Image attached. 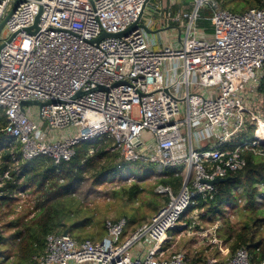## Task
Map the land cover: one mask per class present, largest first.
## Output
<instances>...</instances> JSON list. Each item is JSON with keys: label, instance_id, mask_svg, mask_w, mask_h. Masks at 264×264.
I'll list each match as a JSON object with an SVG mask.
<instances>
[{"label": "built area", "instance_id": "2783aa9c", "mask_svg": "<svg viewBox=\"0 0 264 264\" xmlns=\"http://www.w3.org/2000/svg\"><path fill=\"white\" fill-rule=\"evenodd\" d=\"M147 1L22 0L0 31V166L10 149L19 150L23 162L46 156L60 165L80 143L107 137L125 161L149 162L159 177L172 168L185 175L178 192L157 185L156 192L169 200L125 240V218L107 220L100 240L52 233L36 264H189L183 251H164L173 237L169 231L196 234V216L188 210L199 198L208 203L216 195L215 185L204 181L244 167L247 150L264 155L258 91L264 9L237 13L217 0H191L192 10L173 18L179 27L175 46L155 49L143 28L95 42L104 32L127 30L144 15ZM15 2L0 0V25ZM206 8L212 12L209 35L197 31ZM255 98L261 107L253 111ZM29 100L57 102L36 111L22 106ZM248 120L257 124L254 138L229 149L247 131ZM145 131L152 134L148 142ZM12 169L0 168V210L17 215L29 206L32 216L29 187L3 190ZM204 264H264V257L254 262L241 247Z\"/></svg>", "mask_w": 264, "mask_h": 264}, {"label": "trees", "instance_id": "16d2710c", "mask_svg": "<svg viewBox=\"0 0 264 264\" xmlns=\"http://www.w3.org/2000/svg\"><path fill=\"white\" fill-rule=\"evenodd\" d=\"M217 1L224 9L237 13L250 8L264 9V0ZM211 15V10L206 8L202 11L201 19L198 21L200 27H205L210 32L212 31L209 20ZM262 71L258 91L264 101V67ZM262 117L264 120V106ZM3 121L4 119L1 118L0 122L3 123ZM256 128V123L249 124L247 131L227 147L233 149L240 142L248 140L250 134L255 135ZM111 146H113V140L107 137L80 143L75 148L74 157L69 162H63L60 165H56L51 158L46 156L23 162L19 150L16 153L11 149L4 151L3 163L0 168L2 170L12 165L13 178L4 185L3 190H9V193H12L22 186H27L35 195V212L32 218L26 221L24 216L11 221L5 227L6 230L14 229L10 238H6L0 233V246H8L12 250L11 252L15 253L16 258L13 264H36V257H39L45 249L46 237L52 233L63 234L68 231L73 238L79 241L105 237L107 231L104 226L96 234L85 232V228L89 225L99 224L100 220L96 219L95 214L90 213L89 205H83L78 199L79 188L89 173L95 177L96 183L100 184L104 180H113L117 175L130 172L132 163L138 165L137 170L142 168L141 161L123 160L120 151L111 150ZM91 148H95L93 154L89 152ZM260 148L264 150V144H261ZM244 157L246 159L244 167L230 172L229 180L215 185V199L203 203L199 198L198 202L191 206V210L197 209L202 212L208 208L207 212H210L211 215L208 217L205 212L203 216L213 219V216L225 214V206L229 202L239 206L242 215L240 224L232 225L229 220H226L223 228L218 225V228L212 232L211 243L218 245L220 236L229 247L230 254H234L241 247H246L252 260L257 262L264 257V155L247 150L244 152ZM16 160L18 163H15ZM176 172L175 168L169 169L160 177L159 183L170 185L175 192H178L183 177L175 175ZM139 176L142 178V173ZM123 190L127 191L131 199H137L145 189L140 183L133 182L130 188H123ZM261 196H263V201H260ZM242 198L245 200L244 204H241ZM168 200L169 198L164 196V202ZM148 205L153 213L161 208L155 200L149 202ZM145 219L146 217L142 218L136 214L132 219V224H138L137 227H139L145 223H143ZM179 239L180 236L176 235L167 243L173 245ZM192 259L195 261L193 260L191 264L201 261V258L198 257Z\"/></svg>", "mask_w": 264, "mask_h": 264}, {"label": "rangeland", "instance_id": "374dc122", "mask_svg": "<svg viewBox=\"0 0 264 264\" xmlns=\"http://www.w3.org/2000/svg\"><path fill=\"white\" fill-rule=\"evenodd\" d=\"M198 27L199 28H197V31H202L206 35L210 34V31L207 30L205 27ZM4 34L6 37L8 36L7 32H4ZM178 42L179 35H176V40H171V43ZM161 44H163V41L159 43V46ZM159 46L158 44H156L154 48L158 49ZM260 107L261 100H259V98H255L251 105L252 110H259ZM32 108L37 111L38 106L32 105ZM253 122L254 121H252V123ZM252 123L251 120H248V125ZM42 129H47L46 123H42ZM150 137H152L151 132L145 131L143 133V138L146 142L149 141ZM253 138L254 135L252 136L250 134L248 140H252ZM114 149L115 148L111 146V150ZM141 163L142 168H140L139 170L136 169L138 165L136 163H132L130 165V172H125V174L117 175L116 178L113 180H104L100 184L96 183L95 177L92 176L90 173L87 175L86 180L83 182L77 192V197L83 205L90 206V213L95 214L96 219L100 220V223L97 225H89L87 228H85V232H87L88 234H96L100 232V230H102L101 228H103V226L105 227V222L107 220H117L125 218L127 220V224L124 228V234L121 237V240H125L132 234L134 228L138 226V224H132V219L134 215L137 214L139 217L142 218L146 217V219L143 221L144 223L149 220L153 214L155 215L157 213L152 212L148 203L155 200L157 201L160 207L164 203V196H161L156 192V187L160 184V177L155 171L154 165L144 161ZM139 173H142V178H140L141 176H139ZM181 176L184 179V172H182ZM133 182L140 183L143 189H145L144 192L140 194L139 197H137V199H131L127 194V191L123 190V188H130ZM119 185L121 187L118 189L117 187ZM263 196H261L260 201H263ZM33 201H35V195L31 194V198H27L26 203L29 204L31 202L32 204ZM244 202L245 200L243 199V201H241V204H244ZM25 208L26 209L24 213H17V215H10L6 213L5 210H0V233H2L3 236H5L6 238H10L11 234L14 232V229L6 230L5 228L11 223V221L24 216L26 217V221L32 218L33 215L31 216L29 214V206ZM225 209L226 212L224 215H218L215 217L213 216V219L207 218V216L209 217L211 215L210 212H207L208 208H206L202 212L198 210V212L200 213L197 215H195L196 212H193V210L189 209L188 214L196 216L195 219L197 222V233H194L192 235H189L188 233L182 234V237L179 240L175 241L172 246L170 243H168V246L171 247L170 249H166L164 251L168 252L169 255L175 252L183 251L187 256L189 264H191L193 260L195 261V259H192L194 257L201 258V261L195 264H204V262L210 257L224 259L225 257H227V255H231L229 247L226 243H224L223 238H221L220 236L218 240V245L211 243V239L213 237L212 232L214 231L212 227L214 225L218 224L221 228H223L226 220H229L232 225L238 226V224H240V219L242 215L240 214L239 206H236L233 202H229L228 204H226ZM13 212L15 213L14 208ZM205 212L207 213V216H203ZM179 224H181V222ZM177 233V229H172L169 231V234L173 237L178 235ZM220 233L221 232L219 231V234ZM11 251L12 250L8 246H0V264H13L14 259L16 257L15 253H12Z\"/></svg>", "mask_w": 264, "mask_h": 264}, {"label": "crops", "instance_id": "0c3cea01", "mask_svg": "<svg viewBox=\"0 0 264 264\" xmlns=\"http://www.w3.org/2000/svg\"><path fill=\"white\" fill-rule=\"evenodd\" d=\"M191 10V0H150L141 22L146 24L152 31H155L148 34L151 40H155L158 46L163 41L159 48L168 45L175 46L178 43H171V40H176V35H179V27L173 18L176 15L188 14ZM171 246H168L167 243L163 246V249H170ZM166 253L169 255L168 252Z\"/></svg>", "mask_w": 264, "mask_h": 264}, {"label": "water", "instance_id": "95a60500", "mask_svg": "<svg viewBox=\"0 0 264 264\" xmlns=\"http://www.w3.org/2000/svg\"><path fill=\"white\" fill-rule=\"evenodd\" d=\"M149 1V0H148ZM147 1V3H148ZM20 2H22V0H16L11 12L9 13V15L3 20V22L1 23L0 25V31L1 29L3 28L5 22L7 21V19L10 17V15L16 11L18 5L20 4ZM146 3V4H147ZM146 7V5L144 6ZM143 16V12L140 16V18L134 22L127 30L123 31V32H120V33H107V32H104L102 33L97 39H95V42H99L100 40L104 39V38H110V37H114V38H120V37H123V36H128L132 31L138 29V28H143L148 34H151L155 31H152L146 24L142 23L141 22V18ZM38 20H39V16L36 18V21H35V28H37V23H38ZM28 31H31V29H28ZM103 88V87H102ZM81 93H79L78 95H80ZM57 101L56 100H51V101H47V102H41L39 100H29V101H23L22 102V106H31V105H37V106H43L45 104H49V103H56ZM262 144H264V141L261 142ZM231 177H225V178H217L213 181H204V182H207L208 184H212V185H217L221 182H225L227 180H229ZM64 235H68V231H65L63 233Z\"/></svg>", "mask_w": 264, "mask_h": 264}, {"label": "bare ground", "instance_id": "6f19581e", "mask_svg": "<svg viewBox=\"0 0 264 264\" xmlns=\"http://www.w3.org/2000/svg\"><path fill=\"white\" fill-rule=\"evenodd\" d=\"M261 137H264V127H262L261 131L259 132Z\"/></svg>", "mask_w": 264, "mask_h": 264}]
</instances>
